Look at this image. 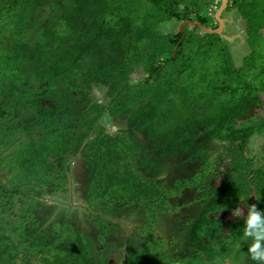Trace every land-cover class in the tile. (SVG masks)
<instances>
[{
    "label": "trees",
    "instance_id": "trees-1",
    "mask_svg": "<svg viewBox=\"0 0 264 264\" xmlns=\"http://www.w3.org/2000/svg\"><path fill=\"white\" fill-rule=\"evenodd\" d=\"M74 1L79 8L67 14L73 32L57 36L48 28L33 46L18 42L11 54L33 59L38 66L48 64L47 68L33 70L46 80L43 90L52 86L53 78L78 70L82 58H89V65L83 70L85 86L94 81L108 84L110 100L106 104L89 97L84 112L63 128L68 134L78 133L67 154L83 160L86 184L82 190L90 209L99 212L91 213L98 228L107 235L118 230L117 222L100 213L106 209L144 207L148 219L140 232L145 234L146 243L141 253H132L135 264H197L191 256H160L162 239L156 237L155 229H145L147 224L156 222L157 210L179 207L170 206V197L177 196L186 186L198 184L194 177L179 179L175 187L166 186L157 179L163 168L160 159L189 152L200 135L197 119H202L214 127L211 132L217 139L236 140L229 150L238 176L228 171L222 184L233 195L252 193L254 204L264 211V163L255 165L246 139L236 136L234 130L220 134L214 123L226 122L228 115L221 117L219 110H212L216 104L229 112L236 108L241 111L244 106L264 108V55L257 50L255 40L264 27V0H230L223 13L225 18L233 11L241 14L239 23L245 28L244 39L249 46L245 51L225 35L204 31L198 25L186 23L184 31L180 29L184 20L218 27L216 11L209 10L212 0ZM43 3L32 0L26 6L31 10ZM14 8V0H0V14ZM29 18L25 14L20 21H37ZM236 23V19L227 21L226 31H235ZM22 30L23 26L19 32ZM62 60L64 68H60ZM139 69L143 77L134 78ZM184 94L189 99L177 102V97ZM107 113L121 114L128 126L109 132L101 121ZM147 143L152 144L154 156ZM57 158L60 169L52 177L49 190L67 195L70 163L66 155L58 154ZM23 185L11 184L7 175L0 173V200H5L0 202V214L17 217L13 228L16 236L12 229H4V236L0 237V264H101L91 254L80 225L63 218L65 206L34 197L16 202L17 195L34 193ZM244 220L245 217L231 220L218 246L201 239L193 245L210 258L219 257L240 233ZM108 261L107 264H114L111 258Z\"/></svg>",
    "mask_w": 264,
    "mask_h": 264
},
{
    "label": "rangeland",
    "instance_id": "rangeland-1",
    "mask_svg": "<svg viewBox=\"0 0 264 264\" xmlns=\"http://www.w3.org/2000/svg\"><path fill=\"white\" fill-rule=\"evenodd\" d=\"M31 1L14 0L15 8L0 14V173L7 175L11 184H24L23 188H30L34 192L25 197L17 195L15 199L18 204L22 198L34 197L45 203L65 206L63 218L80 225L91 254L101 264H107L110 258L114 264H135L132 253H141L146 243L145 234L140 232L148 219L145 208L127 206L119 211L106 209L100 212L118 223V230L113 234L102 233L95 222V215L91 214L99 212L90 209L83 194L82 187L86 184L83 160L78 155L69 157L67 154L78 133L68 134L63 128L68 121L77 119L84 112L89 97L108 104L109 85L94 81L90 86H85L83 70L90 60L84 57L78 70L60 74L51 80L49 89L43 90L46 80L36 76L33 70L47 68L48 64L38 66L33 59L11 54L18 42L33 46L48 28L57 36L73 32L74 26L67 14L73 9L77 10L78 4L74 0H42L43 5L28 10L26 5ZM233 13L227 16L229 22H233ZM25 14L37 21L24 24L20 17L24 18ZM240 20H236L232 33L226 31V24L224 33L231 37L229 40L235 45L242 46L241 51H245L249 46L245 42V31ZM21 26L23 30L19 32ZM258 33V38L255 37L256 48L264 55V27ZM64 67L63 62L60 68ZM139 71L134 78L143 77L142 69ZM19 74H22V78ZM177 98V102H182L189 96L184 94ZM262 99L264 101V93ZM244 107L241 111L236 108L229 112L228 108L222 109L221 105L216 104L212 110H219L218 116L226 114L228 118L224 123L214 124H218L217 129L223 136L234 130L236 136L244 137L249 155H254L255 165L260 166L264 163V108ZM259 111L262 114L256 115ZM101 121L111 133L128 126L121 114L111 116L107 113ZM213 128L202 119H197L196 130L200 135L194 147L189 152L160 159L163 168L157 179L163 180L166 186L175 187L179 179L194 177L198 179V184L186 186L177 196L170 197V206L179 207L170 211L157 210L154 213L156 222L147 224L145 229H155L156 237L162 239L160 256H191V260L197 264H255L247 252L252 241L243 237L244 227L219 257L210 258L193 245L194 241L201 239L218 246L224 239L227 224L236 217H246L249 205L255 202L252 193L248 196L233 195L228 186L222 184L228 171L238 176L232 150H229L236 140L217 139L212 135ZM147 144L151 146L150 153L154 156L152 144ZM58 154L66 155L70 163L67 195L52 194L49 190L52 177L60 169ZM199 184L205 187L201 189ZM204 193H208V196H203ZM0 202L5 203V200L2 198ZM16 219L11 214H0V237L4 236V229H12L16 236L13 230Z\"/></svg>",
    "mask_w": 264,
    "mask_h": 264
},
{
    "label": "clouds",
    "instance_id": "clouds-1",
    "mask_svg": "<svg viewBox=\"0 0 264 264\" xmlns=\"http://www.w3.org/2000/svg\"><path fill=\"white\" fill-rule=\"evenodd\" d=\"M243 237L252 241L247 251L250 259L255 264H264V211L259 210L255 204L249 205L247 209Z\"/></svg>",
    "mask_w": 264,
    "mask_h": 264
},
{
    "label": "water",
    "instance_id": "water-1",
    "mask_svg": "<svg viewBox=\"0 0 264 264\" xmlns=\"http://www.w3.org/2000/svg\"><path fill=\"white\" fill-rule=\"evenodd\" d=\"M229 1L230 0H222V3H221V6L217 9L216 11V18L219 22V25L218 27L216 28H213V27H209V26H206L204 24H202L200 21H192V20H184L181 22L180 24V29L182 31H184V25L186 23H189L191 24L192 26H200L201 29H203L204 31H207V32H217V33H220L222 35H225L226 37H228L229 39L231 38L229 35L225 34L224 33V29H225V26H226V22L228 21L227 18L223 17V13L226 9V7L228 6L229 4Z\"/></svg>",
    "mask_w": 264,
    "mask_h": 264
},
{
    "label": "built area",
    "instance_id": "built-area-1",
    "mask_svg": "<svg viewBox=\"0 0 264 264\" xmlns=\"http://www.w3.org/2000/svg\"><path fill=\"white\" fill-rule=\"evenodd\" d=\"M221 1L222 0H212L209 7L210 12H215L219 8Z\"/></svg>",
    "mask_w": 264,
    "mask_h": 264
},
{
    "label": "crops",
    "instance_id": "crops-1",
    "mask_svg": "<svg viewBox=\"0 0 264 264\" xmlns=\"http://www.w3.org/2000/svg\"><path fill=\"white\" fill-rule=\"evenodd\" d=\"M231 17H232L233 19L238 20L239 18L241 19V14L237 12V13L232 14ZM226 18H227V17H226ZM227 19H228V18H227ZM242 29H245V28L242 27ZM244 31H245V30H244Z\"/></svg>",
    "mask_w": 264,
    "mask_h": 264
}]
</instances>
